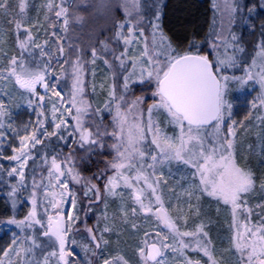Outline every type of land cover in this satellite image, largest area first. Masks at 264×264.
<instances>
[{
    "label": "snow or ice",
    "instance_id": "1",
    "mask_svg": "<svg viewBox=\"0 0 264 264\" xmlns=\"http://www.w3.org/2000/svg\"><path fill=\"white\" fill-rule=\"evenodd\" d=\"M8 6V0H0V10L6 11ZM47 7L50 10L53 8L51 0ZM55 7L59 8V11L55 13L56 16L65 17L66 30L68 9L59 5ZM100 7H107L104 0H100ZM121 7L126 19L118 24L119 30L115 35L123 42L125 48L118 55L113 50V59L118 63H112L107 59L104 63L113 70L114 77L117 70L126 73L123 76L122 85L124 93L130 91L132 84L154 82L155 87L151 92L154 100L148 105L147 121L144 122L139 118L142 115L141 105L144 104L145 98L137 96L129 104L125 95L117 96L114 83L109 91L110 101L105 105L111 112L110 105L115 102V114L112 117L113 131L109 133L106 128L101 131L103 126L97 124L96 131L93 132L83 123V116L87 114L90 104L82 98L84 81L79 55L76 62L72 64V85L67 101L56 90L59 77L55 82L49 79V74L55 73L51 63H44L42 67L32 69L26 66L22 57L18 61L15 56H12L9 59L8 77H14L21 88L37 98V106L42 109L37 112L38 117L45 116L43 109L46 98L45 95H40L36 91L37 85L44 88L46 93L50 91L58 99L50 100L52 131L43 127L44 120L38 119L37 126L30 132L28 125H25L24 134L17 133L19 146L13 147L14 154L7 157L8 160L15 161L17 166L13 167L8 175L18 176L21 186H24V169L29 159H33L32 150L44 143L42 137L57 136L58 139L66 140L65 132L68 136L79 133L81 147L88 144L103 148L101 137L111 135L115 142L110 147L116 153L109 162L113 174L107 177L103 191L97 184L89 181L84 196L87 197L90 193L93 195L94 200L89 201L91 205L101 201L105 194L123 197L124 193L120 189H127L132 206L121 207L124 222H128L130 211L133 219L141 215L146 220L154 218L158 225L167 229V234L158 229L154 233L147 231L144 233V238L137 247L142 264H166V260L162 257L167 250L183 256L184 264H200L199 261H192L184 254V250L189 248L194 252L202 253L207 258V264H219L203 223L196 225L194 231H181V220L185 226L187 225L184 209L180 204L181 196L187 197L189 210L193 209L192 199L195 197L199 201L201 196L213 198L217 202L230 206L233 229L230 242L232 250L238 256L237 264H264V212L255 213L257 218L253 219V207L246 199L255 187V175L250 168L242 166L237 160V121L232 119L233 103L227 99L230 84L235 83L239 86L238 90L242 91L250 81H254L259 85L261 95L258 97L259 103L253 102L252 107L264 109V42H261L260 51L257 53L260 58L259 64L256 59H253L251 65L244 69L243 75H229V69L240 66L236 53L244 51L235 35L230 33L231 39L225 40L221 33L213 31V35L221 39L224 47V52L221 54L218 51L220 45L215 41L212 42V49L217 53L215 59H210V55L201 54L199 51L193 52L191 49L195 47L194 42L189 45L188 50L181 52L173 46L171 38L163 31L162 10L159 4L149 3L147 0H122ZM216 7L219 10L220 6ZM24 8L25 0H20L21 13ZM237 10L233 0H223V12L227 13L229 24L233 22L232 14ZM146 21L147 26L152 30L151 40L145 42L139 56H129V46L136 43L137 33L141 37L144 36ZM12 23H14L21 49L27 50L28 45L31 44L41 49V56L48 55L41 45L35 43L31 26L26 27L22 18H15ZM125 28L126 31H124ZM21 29L26 36L24 40H19ZM101 43L104 50H107V43ZM229 49H232L231 53ZM58 51L63 55L65 49L61 46ZM92 57V62L95 63L97 57L95 47L92 48ZM64 63L68 64L71 61L66 59ZM60 68L62 72L66 71L63 65H60ZM4 78L3 73L0 72V79ZM121 101L124 102L123 105ZM28 103L31 105L33 101L30 99ZM65 103L68 105L67 108L64 107ZM4 108L3 101H0V118L6 115ZM154 111L166 113L168 123L175 129L172 135L166 134L160 124L153 119ZM64 112H67L75 121L71 131H68V120ZM256 119L260 124H264V114L257 116ZM209 127L213 129L211 133L207 131ZM0 128H3L2 120H0ZM3 135L4 133L0 132V137ZM149 143L154 146L155 151L150 149ZM71 159L69 154L64 160L58 162V157L52 156L47 171L48 184L38 185L33 178L32 207L27 215L23 219H17L13 215L7 221H0L3 224L14 225L25 233L22 237L13 233L12 244L0 255V264H6L5 258L12 253L18 258V262L8 260L7 264H50L53 257L57 258V264H70L67 257L72 253L67 250V245L76 243L70 238V233L74 222L79 217L71 212L65 213L63 205L67 203L72 209L76 208V194L69 189L68 185L71 182L80 183L82 179L71 165ZM44 162L48 163L46 156ZM172 162L192 169L187 187L175 196L176 204L171 202V198L168 202L165 201L161 184H166V181L162 180V171L159 175L157 174L158 168ZM103 175L101 173V177ZM40 187L48 189L43 194L47 200L44 215L38 213L39 204L35 189ZM261 188H264V183L261 184ZM17 190V187L13 186L9 196H15ZM104 202L107 206V202ZM16 203L13 199V209ZM49 206L53 210L51 214H49ZM255 207L264 209V203L257 204ZM172 210H175L178 215H172ZM195 211L198 213V207ZM37 225L42 229L41 235L48 238V244L54 249L40 258H37L35 250L41 249L43 252L48 245L39 243L34 233H26V230L34 229ZM131 227L138 229L139 226L132 223ZM87 231L92 241H97L93 229L88 228ZM103 231L107 232L110 229L106 226ZM150 236L151 239L148 238ZM169 236L172 237V243H169ZM185 238L189 239L185 240ZM101 242L104 245L108 244L103 235L99 237V242L95 246L99 248ZM103 264H129V262L123 256H116L103 259Z\"/></svg>",
    "mask_w": 264,
    "mask_h": 264
},
{
    "label": "rangeland",
    "instance_id": "2",
    "mask_svg": "<svg viewBox=\"0 0 264 264\" xmlns=\"http://www.w3.org/2000/svg\"><path fill=\"white\" fill-rule=\"evenodd\" d=\"M50 0H25V8L23 13L20 12L19 3L20 0H8L7 10H0V72L3 73L4 79H0V101L4 103V115L0 120L3 122V128H0V132H3V137H0V180L7 181L9 184V190H4L1 193H5L4 197L0 196V215L12 217L13 215L17 219H23L29 210L31 209V192L33 189V178H35L36 184H48L47 171L51 163V157L56 155L58 162L64 160L63 158L71 154V165L74 166L76 172L81 176V182L69 183L68 187L76 194L77 206L72 209L69 204L65 203L63 209L65 213L71 212L74 216L79 218L74 222L70 238L75 240L76 243H69L67 250L72 253L67 257L70 264H103V259H109L116 256H123L129 264H142L140 257L137 253V247L141 240L144 238V233H154L155 230H160L167 234V229L162 225H158L154 218L145 219L142 215L133 219L130 211L128 216V222H124V217L121 212V207L132 206L131 199L129 198L128 190L121 188L120 191L124 193L123 197L104 195L101 201H96L89 204L90 200H94L93 195L90 193L87 197L84 196L86 185L89 181L97 184L103 191V185L109 175L113 174L112 169L109 167V162L104 168L95 175L83 174L76 166V151L88 152L92 150L95 145L89 146L84 144L81 147L79 140V133L73 136H68L65 132L66 140L58 139L57 136L50 138H43L44 143L37 145L32 150L33 159H29L25 171L24 186L20 184L18 176H9L8 172L16 167L15 161L8 160L7 157L13 155L12 148L19 146V140L17 133L24 134L25 125H28V131L30 132L33 127L37 126V120H44L43 127L52 131L51 123V107L50 100H57L58 97L52 95V93L45 92V89L40 85L36 86V91L40 95H45V116H37V112L40 109L37 106V98L31 93L21 88L16 82L15 78L8 77L9 59L15 56L19 61L22 57L26 66L32 69L38 66L42 67L44 63H51L55 69V73L49 74L51 82H55L59 77V84L57 91L61 93V97L67 101L69 99V93L72 85V64L77 60V55L80 57L82 64V79L84 81V92L82 98L90 104L87 114L83 116V123L85 127H88L91 131H94L92 123L99 117L100 125L113 131L114 123L112 120L115 114V102L111 103L110 112L105 105L109 103V91L112 85L115 83V91L118 95H125L126 101L130 104L132 99L137 96H143L145 102L141 105L142 115L139 118L146 122L148 119L147 108L151 104L154 98L151 96V92L154 90V82L144 84L136 83L130 85V91L124 93L123 76L126 74L117 70V74L113 76V70L104 63L107 59L112 63L113 50L118 55L125 48L122 41L116 37L118 24L124 22L126 17L121 7L122 0H104L107 7H100V0H51L53 8L50 10L47 5ZM149 3L159 4L162 10L161 22L163 31L171 38L173 46L179 51L183 52L189 49V45L193 42L200 47L201 43L206 44V50L214 54V58L217 53L212 49V42L215 41L220 45L218 51L223 54L224 47L220 38L213 35V31L221 33L223 39L230 40V32L237 37V41L244 51L242 53H236L237 58L240 61V66L235 69H229V75L241 76L244 74V69L251 65L253 59L260 63V58L257 53L260 51V44L264 42V0H233L234 7L238 10L235 11L232 16L237 24L236 27L232 26V23H228L227 13L223 12V0H147ZM56 5L65 7L68 9L67 19L68 24L64 25L65 17H57L56 12L59 11ZM217 5L220 6L219 10ZM203 6L206 8V26L204 32L196 38H189L186 43L179 46L181 41H185L186 26L192 24L195 18L194 11L198 7ZM115 12L117 14L115 15ZM47 17V18H46ZM80 17V19H77ZM15 18H22L26 27L31 26V32L36 44L41 45L48 55L41 56V49L34 45H28L27 50L19 47L17 39V33L15 31L14 23L12 21ZM150 18V15H149ZM234 22V21H233ZM114 26V37L111 38V42L107 39H100L99 36L105 35L110 32V24ZM73 24V25H72ZM112 27V26H111ZM243 28V29H242ZM112 30V28H111ZM127 29L125 28L124 31ZM241 32H240V31ZM151 28L147 26L145 22V33L141 37L137 33L136 43L129 46V56H139L141 50L144 47L146 41L151 40ZM244 33V37L242 36ZM112 35V34H111ZM26 39L23 29L20 30L19 40ZM47 41V43H45ZM117 45L113 46L112 42ZM105 42L108 45V49L104 50L103 44ZM95 44V45H94ZM254 44V45H253ZM254 47L252 51H249L250 46ZM63 46L65 52L61 55L58 48ZM97 49V57L95 63H93L92 48ZM229 53L232 49L228 50ZM51 57V59H50ZM70 60L71 63L65 64V60ZM60 65H63L65 72L61 71ZM131 67L129 65V71ZM138 71V70H137ZM238 85L235 83L230 84L227 99L233 103L232 119L237 121V160L242 166L250 168L255 175V187L252 192L248 194L246 199L249 205L253 207V219H256L255 213H262L264 209L256 208L257 204L264 203V188H261V184L264 183V124L256 119L257 116L264 114V109L253 108V102L259 103L258 97L261 95L259 85L254 81H250L242 91L238 90ZM117 95V96H118ZM32 100L33 103L29 105L28 101ZM122 105L123 101L120 102ZM65 108L68 105L65 103ZM99 110V111H97ZM75 110L73 109V114ZM91 118H88L91 116ZM65 118L68 120V131L72 130L75 125V121L64 112ZM106 116H109L110 120L106 123ZM247 117V119H246ZM131 119V116L129 117ZM153 119L156 120L164 132L168 135H172L175 131L173 126L168 123L166 113L163 111H154ZM230 122V121H229ZM106 125L112 124L113 127H107ZM12 127L9 128L8 126ZM209 133L213 131L211 127L207 129ZM112 137V136H111ZM103 137L102 141L111 138ZM149 137V142H150ZM113 143L114 138L112 137ZM48 146L50 149L48 153H43V148ZM46 147V148H48ZM65 147H70L72 150L68 154L64 153ZM149 147L152 151H155L154 146ZM116 155L115 150L112 149ZM47 157L48 163L45 164L44 157ZM62 158V159H61ZM41 162V163H40ZM150 162V161H149ZM169 170H171L169 172ZM163 172L162 180L166 181V184H161L163 197L166 202L171 198V202L176 204L175 196L180 194L183 188L188 185V180L191 179V168L172 162L171 164H165L161 168H158L157 174ZM103 173V177H101ZM36 175V176H35ZM17 187L15 196L10 197L9 193L12 191V187ZM59 190V189H55ZM37 192V201L39 204L38 213L44 215V209L47 206V200L44 198V192L48 191L46 187H40L35 189ZM0 193V194H1ZM26 196V202L23 203L21 199ZM16 200L15 209L12 208V200ZM107 202V206L105 202ZM180 204L184 209V219L187 221V225H184L181 220V231H194L196 225L203 223L205 230L208 232V236L212 241V245L215 249V258L219 261V264H237L238 256L232 250L231 237L233 235L232 229V212L230 206L224 205L222 202H217L215 199L201 196L199 201L192 199V210H189L187 204V197L181 196ZM198 207V213L195 209ZM49 214L52 213V209L49 206ZM172 215H178L175 210H172ZM107 217V218H105ZM132 223H136L138 229L131 227ZM108 227L110 231L104 232V228ZM88 228L93 229L94 234L97 237V241H92ZM42 229L39 225L34 229L26 230L27 234H35L38 242L42 245H48L43 249H36L37 258L42 257L43 254L53 251V247L48 244V238L41 235L37 230ZM13 233L18 237H22L25 233L14 225H7L0 223V255L7 249L13 240ZM103 235L104 239L108 241L107 245L100 243V247L95 245L99 242V237ZM151 239V236L148 237ZM189 238H185L188 240ZM169 243H172V237L169 236ZM58 251V249H56ZM95 253V255H93ZM184 254L192 261H199L200 264H207V258L202 253L192 251V249H185ZM30 259L31 257H26ZM162 259L166 260V264H184V257L179 253H173L171 250L165 252V256ZM6 264L8 260L18 262V258L14 253L5 258ZM50 264H57V258L53 257L50 260Z\"/></svg>",
    "mask_w": 264,
    "mask_h": 264
},
{
    "label": "trees",
    "instance_id": "3",
    "mask_svg": "<svg viewBox=\"0 0 264 264\" xmlns=\"http://www.w3.org/2000/svg\"><path fill=\"white\" fill-rule=\"evenodd\" d=\"M116 14H117V12H115V15ZM194 14L196 16L193 19L192 24L189 25V26H186V30H185V37L186 38H185V41H181V43L178 44L177 46H179V45H181L183 43H186L189 40V38H191V37H193V38L199 37L204 32V29H205V26H206V20H207L206 8H204L203 6H201V7L199 6L198 9L194 11ZM111 28H112V30H111ZM109 29H110L109 33H107L105 35H102V36H99V38L103 39V37H104V39H107L108 42H111V38L110 37H114V31H115L114 30V26L112 25V23L110 24ZM112 44H113V46L116 45L114 43V41L112 42ZM201 44L202 45H200V47H198L195 44V47H193L191 50L193 52L199 51L201 54H208V55H210L211 58L212 57L214 58V54H212L211 52L206 50L207 42L205 41V43H201ZM253 45L250 46V48H248V49H250L249 51H252L254 49ZM116 49H117V45H116ZM93 114H94V116L97 117V119H96V121L94 120L93 122H90V123L93 124V126L91 128L92 129L94 128V131H96V125L102 123L99 120V117L101 118V116H98L94 112H93ZM91 117H92V115L89 116L88 118H91ZM106 117H107V119H105V121L107 123L110 120V118H109V116H106ZM106 123H104V124L106 125ZM106 126L109 127V128H110V126L113 127L112 124H109V125H106ZM108 130H109L108 132L111 133V130L110 129H108ZM103 137L104 138L105 137H111V135H107V136H103ZM103 137H101V140H102ZM102 142L104 144L103 148H99L98 146L95 145L94 147H92V150L90 149V150H88V152H81V151L77 152L76 151V153H75L76 156H74L76 158V166L83 174L91 175V176L95 175L96 172L102 170L104 168V166L106 164H108V162H110L115 157V154L113 153L112 148L110 147V145L113 143L112 137L111 138H107V139L103 140ZM46 147H48V146H46ZM46 147L42 149V151H44L43 153H48L49 152L48 150L46 151V149H50V148L49 147L46 148ZM71 150L72 149L70 147H65L64 153L68 154L69 151H71ZM9 188L10 187H9V184H8L7 181L0 180V193L2 191H4V190H7V189L9 190ZM32 192H33V190L31 192H28V194L31 195ZM0 196L4 197L5 193H1ZM21 200H22L23 203H25L26 202V196L23 197V199H21ZM9 218L7 216L0 215V221H7V219H9ZM37 232H39L41 234L40 229H38Z\"/></svg>",
    "mask_w": 264,
    "mask_h": 264
},
{
    "label": "flooded vegetation",
    "instance_id": "4",
    "mask_svg": "<svg viewBox=\"0 0 264 264\" xmlns=\"http://www.w3.org/2000/svg\"><path fill=\"white\" fill-rule=\"evenodd\" d=\"M233 21H234V22H232V26H233V27H236V31H238V28H237V24H238V23L236 22L235 19H234ZM242 29H243V28H242ZM239 31H240V30H239ZM240 32H241V31H240ZM230 33H231V32H230ZM231 34H233V33H231ZM242 36L244 37V33H242ZM210 59H213V57H212V58L210 57Z\"/></svg>",
    "mask_w": 264,
    "mask_h": 264
}]
</instances>
